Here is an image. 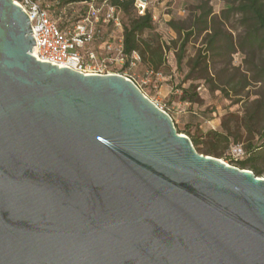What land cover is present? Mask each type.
<instances>
[{
    "label": "water",
    "instance_id": "1",
    "mask_svg": "<svg viewBox=\"0 0 264 264\" xmlns=\"http://www.w3.org/2000/svg\"><path fill=\"white\" fill-rule=\"evenodd\" d=\"M31 33L0 0V264H264V177L131 79L37 60Z\"/></svg>",
    "mask_w": 264,
    "mask_h": 264
},
{
    "label": "trees",
    "instance_id": "2",
    "mask_svg": "<svg viewBox=\"0 0 264 264\" xmlns=\"http://www.w3.org/2000/svg\"><path fill=\"white\" fill-rule=\"evenodd\" d=\"M61 4L80 2L83 0H57ZM88 1V0H87ZM100 1V0H95ZM120 8L122 21L123 46L126 60L133 52L137 53L148 69L157 72L164 65V45L159 37H142L146 31H152L153 15L146 9L138 15L133 0H108ZM227 7L220 15L213 14L212 8L201 3L197 7L199 13L194 22L185 30L182 26L170 22L179 37V51H183L190 36H202L203 54L200 50L193 59L191 69L200 67V74L196 79L208 83L212 91L221 90L225 96H236L235 102L241 103L242 113H226L220 121V130H208L213 140L201 141L190 132L184 131L199 153L220 158L218 144L229 140L245 143L244 155L232 161L234 166L252 171L260 176L264 173V0H228ZM231 14L238 16V25L242 32L233 38L224 28L225 19ZM127 16V22H124ZM203 34V35H202ZM240 51L243 54L241 66H231L232 53ZM180 63V57L177 58ZM222 62L227 67L209 72L212 64ZM214 67V66H213ZM203 73V74H202ZM181 88V86H179ZM193 88L192 92L190 89ZM250 87H254V97L250 98ZM181 99L194 102L197 91L192 83L181 88ZM178 130V129H177ZM179 131V130H178ZM180 132V131H179ZM237 144V143H235ZM224 151L226 154L227 149Z\"/></svg>",
    "mask_w": 264,
    "mask_h": 264
},
{
    "label": "rangeland",
    "instance_id": "3",
    "mask_svg": "<svg viewBox=\"0 0 264 264\" xmlns=\"http://www.w3.org/2000/svg\"><path fill=\"white\" fill-rule=\"evenodd\" d=\"M148 9L153 15L152 31H146L142 37L150 38L156 36L164 45L163 56L164 65L159 71L154 72L148 69L147 64L140 59L137 53L136 58L130 56L124 66H116L112 71L132 79L139 90L142 91L158 107H162L173 119L175 128L181 133L190 132L201 141L213 140L212 135H208V130H220V121L226 113H242L241 103L235 102L236 96H225L220 89L212 91L208 83L196 79L200 74V67L191 69L193 59L198 55L199 50L203 54L202 36H190L183 51H179V37L177 31L170 26V22L182 26L185 30L194 22L199 13L197 7L201 3L207 4L212 8L213 14L220 15L222 9L227 7L228 0H147ZM48 4L54 0H46ZM128 17L124 16V22ZM224 28L230 32L235 39L242 29L238 25V16L231 14L225 19ZM203 35V34H202ZM100 51L103 49L101 44L97 46ZM178 57L181 61L178 63ZM243 54L236 51L231 55V66L242 65ZM214 66V67H213ZM222 67H227L222 62L212 64L209 68L210 73ZM203 74V73H202ZM195 86L197 97L194 102H186L181 99V88L188 87L189 84ZM181 86V88L179 87ZM191 88V87H190ZM250 87V93L254 91ZM193 88L190 89L192 92ZM253 93L250 98H253ZM187 135V134H186ZM245 149V143L235 142ZM232 139L226 145L225 142L218 144V152L222 151L219 160H228L224 155L225 149L229 144H235ZM227 158V159H226ZM229 163V162H228ZM264 177V173L260 175Z\"/></svg>",
    "mask_w": 264,
    "mask_h": 264
},
{
    "label": "built area",
    "instance_id": "4",
    "mask_svg": "<svg viewBox=\"0 0 264 264\" xmlns=\"http://www.w3.org/2000/svg\"><path fill=\"white\" fill-rule=\"evenodd\" d=\"M12 1L21 7L30 20L31 34L35 40L32 54L37 60L66 66L83 74L97 75L115 74L117 72L112 70L116 66L125 65L118 5L108 0H83L67 4L54 0L52 5L46 0ZM133 1L136 13L142 15L148 1ZM99 44L103 47L101 51L97 47ZM132 54L136 58L135 52ZM225 155L228 158L225 162L234 166L232 161L244 155L243 147L231 145Z\"/></svg>",
    "mask_w": 264,
    "mask_h": 264
},
{
    "label": "bare ground",
    "instance_id": "5",
    "mask_svg": "<svg viewBox=\"0 0 264 264\" xmlns=\"http://www.w3.org/2000/svg\"><path fill=\"white\" fill-rule=\"evenodd\" d=\"M33 49V48H32ZM34 50V49H33Z\"/></svg>",
    "mask_w": 264,
    "mask_h": 264
}]
</instances>
